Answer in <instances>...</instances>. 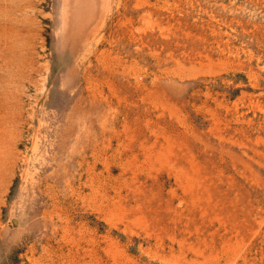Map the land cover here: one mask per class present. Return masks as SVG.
<instances>
[{"label": "rangeland", "instance_id": "374dc122", "mask_svg": "<svg viewBox=\"0 0 264 264\" xmlns=\"http://www.w3.org/2000/svg\"><path fill=\"white\" fill-rule=\"evenodd\" d=\"M0 264H264V0H0Z\"/></svg>", "mask_w": 264, "mask_h": 264}]
</instances>
